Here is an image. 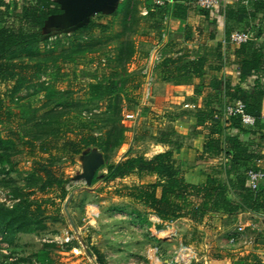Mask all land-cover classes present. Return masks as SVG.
I'll use <instances>...</instances> for the list:
<instances>
[{"label":"rangeland","instance_id":"374dc122","mask_svg":"<svg viewBox=\"0 0 264 264\" xmlns=\"http://www.w3.org/2000/svg\"><path fill=\"white\" fill-rule=\"evenodd\" d=\"M133 1V17L128 20L129 24L122 22L121 14L107 16L101 26L91 31L90 44L78 46L76 41L64 38L55 43L53 49L42 46L39 57L44 63L43 72L40 78L23 90L16 99L12 100L10 97L12 83L0 82L1 98L17 115L15 122L0 123V131L13 128L25 139L57 137L59 145L65 137H74L75 133L82 129V121L86 119L95 124L94 131L97 134L103 133L111 126L108 122L111 114L105 103L89 99L87 96L89 83L115 78L124 80L127 88L123 101V116L119 122L124 128V140L116 150L106 154L100 147L91 146L73 157L62 150L53 152L49 161L64 174L67 191L64 199L59 198L58 189L46 192L39 189L42 177L34 174L31 157L26 150L16 156L17 164L9 172L3 170L6 164L0 162V191L5 194L0 198V204L11 206L22 200L34 205L39 204L44 209L42 219L45 223L43 229L18 233L12 242L6 241L0 234V264H98L95 249L105 254L109 264L111 251L123 256L129 255L120 264H129L134 258L139 263L148 264L149 258L138 252L140 250L132 248L133 244L140 246L141 243H146L147 246L148 239L135 238L136 235L130 231L120 230L122 227L118 228L115 222H106L107 226L101 228L94 226V222L103 219L112 207L118 205L126 208L128 198L125 195V185L133 184V181L140 183L133 177L135 175L124 180L105 182L107 169L103 165L118 162L128 153L148 152L151 144L146 138L150 140L164 133L154 127L159 119L157 113L150 110L147 115L139 117L144 107L152 101L153 95L146 97L143 93L146 78L144 72L148 70L149 58L162 38V31L153 15L142 14V8L148 7L150 1ZM12 4L10 3V9ZM5 13L3 11L2 18L11 21ZM163 32L169 39L167 26ZM136 120L142 123L140 131H135ZM136 136H142L143 141L134 144L133 139ZM34 156L48 161L47 154L35 152ZM95 157H100L101 162L89 182L85 177L91 171L87 161ZM97 205L100 208H96ZM93 207L97 212L91 216ZM68 213L73 217L72 223L67 217ZM132 215L137 217L136 213ZM175 220L167 221L170 224L164 226L166 229L176 228V235L171 241L165 240L163 245V242H158L157 237L154 240L157 245H162L160 251L164 257L171 258L174 249L179 245L174 238L180 230L181 222L178 224ZM182 226L186 229L183 238L187 244L195 246L199 242L197 239L200 233L185 226V221ZM174 228L170 231L175 230ZM65 231L74 235L69 243L61 241ZM221 255L216 254V264L226 263ZM151 259L156 260L154 256ZM235 263L240 264V259Z\"/></svg>","mask_w":264,"mask_h":264},{"label":"trees","instance_id":"16d2710c","mask_svg":"<svg viewBox=\"0 0 264 264\" xmlns=\"http://www.w3.org/2000/svg\"><path fill=\"white\" fill-rule=\"evenodd\" d=\"M196 1L171 0L166 6L156 9H151L150 2L147 15L154 16L162 31L164 15L167 14L170 18V7L173 3H175L174 15L183 17L189 6L196 4ZM10 3H13L11 9ZM133 5V0H125L120 9L121 20L125 24H129L128 20L133 17ZM254 5L264 8V1L256 0ZM3 11L9 15L11 21L2 18ZM63 12L60 4L55 0L21 2L0 0V82L12 83L10 90L12 100L40 78L44 65L42 58L39 57L42 46L53 49L54 44L64 38L76 41L78 46L90 44L91 31L102 24L98 20H91L88 24L74 29L70 34L64 33L50 40V35L55 30H48V20ZM226 16L235 22H242L246 30L245 27L252 13L245 6L237 10L230 7L226 10ZM231 54L239 69L238 83L232 87L226 83L222 87V81H211V86L219 91L215 98L221 104L220 111L218 113L213 108L199 109L195 115L198 126L204 125L208 119L213 120L209 127L204 152L223 153L230 157V162L226 164L228 165L226 172L235 173L234 179L222 180L210 174L201 184L188 182L181 168V162L174 157L172 149L158 152L151 157L128 153L118 162L103 165L107 169L105 182L131 175H136L140 179L156 176L154 181L125 185V195L145 205L163 222L182 217L201 221L210 213L221 212L232 215L239 211H259L264 208V192L261 186L259 191H253L246 175L249 167L240 168L241 162L261 158L263 155L250 149V145L240 139L239 133L224 134L223 131L228 128H237L239 132H244L246 129L243 128L239 116L224 118L221 115L226 102L239 99L245 103L246 111L256 118L255 125L264 128V124L261 123L264 98V43L259 37L250 38L235 46ZM205 64L204 56L191 58L187 52H183L177 56L162 57L154 64L153 69H161L168 73L174 82H186L192 77H202ZM252 78V83H249ZM126 89V82L115 78L95 81L87 85L89 99L104 102L105 107L110 111L111 115L107 120L111 126L103 133L97 134L94 131L95 124L90 123L88 119L82 121V129L78 130L74 137H65L61 145L58 144L57 137L25 139L13 128L0 131V162L6 164L3 170L5 172L13 170L17 164L16 156L26 150L31 157L34 174L42 177L39 189L43 192L58 189L59 198L64 199L67 195L64 174L49 161L53 152L62 150L73 157L91 146L100 147L106 154L116 150L124 140V128L119 122L123 116ZM16 116L0 96V123L15 122ZM252 134L257 133L252 132ZM160 138L165 140V134H161ZM259 138L264 141V133H261ZM35 152L47 154L48 161L36 158ZM95 181L94 177L93 182ZM43 215L44 209L39 204L34 205L26 200L15 202L11 206L0 204V234L6 241L12 242L18 233H30L37 228L43 229L45 228ZM136 216L141 217V214L136 213ZM162 226L158 224L157 228ZM94 252L98 264H109L103 252L99 249H95Z\"/></svg>","mask_w":264,"mask_h":264},{"label":"crops","instance_id":"0c3cea01","mask_svg":"<svg viewBox=\"0 0 264 264\" xmlns=\"http://www.w3.org/2000/svg\"><path fill=\"white\" fill-rule=\"evenodd\" d=\"M55 1L60 4L64 12L48 20V30L69 29L71 32L88 24L91 20H98L102 23L107 16L120 15V9L125 0ZM241 6H245L252 13L247 27H245L246 30L253 34L252 38L258 39L259 37L264 43V8L256 7L254 1L217 0V4L212 9L205 10L196 4H191L183 17L174 15L175 3H173L170 7L171 16L162 29L163 31L167 26L169 39L165 34L149 58L148 71L153 77V96L152 101L149 102L150 107L146 105L147 107H144L139 117L142 118L143 115H147L150 110L157 113L159 119H157L154 127L164 132L162 134H165V140L160 137H152L150 140L146 138L150 141L151 149L149 148L148 152H139L138 154L151 157L158 152L172 149L174 157L181 162L186 180L194 184L205 182L206 177L210 174L222 180L234 179L235 177V173L228 174L226 172L228 168L226 164L230 162V157L223 153L204 152L209 127L213 120L208 119L204 125L198 126L195 114L199 109L213 108L218 113L220 111L221 104L215 98L219 91L211 86V81H222V87L226 83L231 87L238 83L239 69L231 54L235 46L229 44L230 35L228 36L227 31L230 29L231 34L235 28L244 30V24L230 20L226 16V10L230 7L237 10ZM183 52H187L191 58L194 56L205 57L206 64L202 77H192L186 82H174L168 73L161 69H153L156 61L158 62L162 57L166 55L177 56ZM157 58L159 59L156 60ZM252 81L253 78L249 80V83ZM261 123L264 124V98ZM141 124L140 121L137 122L136 120L135 131L142 130ZM243 128L246 131L239 132L237 128H228L223 133H239L240 139L248 143L250 149L263 155V157L243 161L240 168L255 166L264 169V141L259 138V135L264 133V128H260L258 124L243 125ZM252 132L257 134H252ZM143 139L142 136H136L133 139L134 144L140 143ZM128 177L130 176L122 178V180ZM133 177L137 178L140 183L146 182L144 181L145 178L151 179L149 181L156 179V176H146L142 179L136 175ZM134 183L136 181H133ZM261 189L264 192V181L261 183ZM126 197L128 198L126 208L118 205L112 207L103 219L94 222L95 228L106 227L107 223L115 222L118 228L122 227L120 230L130 231L136 235L135 238L149 240L147 246H145L146 243H143L144 245L141 243L140 246L132 245L134 250H140L138 252L149 258L148 264H160L161 259L164 261L163 264H166L169 257H164L163 252L160 251L161 259H156L158 263L156 260H152L150 255L152 254L151 246L156 244L155 237L159 239L158 242L160 243L165 240L171 241L165 237L166 228L164 227L170 222H163L145 205L135 202L128 196ZM96 208H100L99 205ZM132 213L141 214V218H134ZM67 217L71 223L74 221L69 213ZM184 221L185 226H189L190 229L200 233L197 239L199 242L195 244L200 262L196 264H216L214 261L215 257L218 256L216 254H222L221 256L226 260L225 264H236L235 261L238 259H240V264H264V208L259 211H239L232 215L221 212L210 213L201 221H193L186 217L177 218L174 222L178 224L181 222L180 230L177 231V236L174 238L178 244H187L186 239L183 238L184 232H186L185 227L182 226ZM158 224L163 226L157 228ZM239 227H242L243 230L238 231ZM109 228L111 227L109 226ZM158 232L159 235H157ZM233 234L238 235L236 243L230 242V237ZM143 246L145 247L143 248ZM161 247L162 245H160ZM128 256L115 254L111 251L110 264H120ZM132 261L137 262V259L134 258Z\"/></svg>","mask_w":264,"mask_h":264},{"label":"built area","instance_id":"2783aa9c","mask_svg":"<svg viewBox=\"0 0 264 264\" xmlns=\"http://www.w3.org/2000/svg\"><path fill=\"white\" fill-rule=\"evenodd\" d=\"M9 2H21L23 0H6ZM151 2V9H156V8H162L164 6H166L168 3L171 2V0H149ZM251 1H256V0H251ZM217 4V0H197L196 1V5L201 8V9H212L215 5ZM149 12V9L147 7H144L142 9V14L143 15H147ZM169 20V17L166 15H164V24ZM70 34L71 32H65V31H54L51 33L50 35V40L56 39L58 36L62 35V34ZM253 34L248 31V30H242V29H238L235 28L230 36H229V44L233 45V46H237L240 45L241 43L246 42L247 40H249L250 38H252ZM165 37L164 32L162 31V38ZM161 38V39H162ZM160 58V57H159ZM157 58V60L159 59ZM104 61V59H102ZM157 62V61H156ZM144 73H146V78L144 81V89H143V93L146 97H150L152 96V88H153V77L152 75L149 73V71H145ZM222 117L224 118H229L232 116H239L241 118V122L244 126H252L255 124L256 122V118L249 114L246 111L245 108V103L242 100H235V101H231V102H226L223 109H222ZM246 175L247 178L249 180V184L250 187L253 191H259L260 190V186L262 181H264V169L259 168V167H249L246 170ZM4 197L5 194L3 192L0 191V198ZM2 199V198H1ZM5 200V199H4ZM14 200V199H13ZM9 205V204H6ZM97 212L96 208H92L90 211L91 216H94ZM174 227H171L170 229H172ZM170 229H165V237L168 239H171L174 235H176V228H174L175 230L170 231ZM243 228L239 227L238 231H242ZM159 235V232L158 234ZM74 235L72 234V232L70 233V231H65V234L62 238V242L63 243H69L73 240ZM238 239V235L237 234H233L230 237V242L231 243H236ZM151 255L150 257L154 256L155 259L159 260L161 259L160 256V246L159 245H154L151 248ZM160 264H163L164 261L161 259L160 260ZM199 255L197 252V249L195 248V246L190 245V244H179L173 251V255L171 258L167 259L166 264H194L199 262ZM129 264H145V263H137L134 261H129Z\"/></svg>","mask_w":264,"mask_h":264},{"label":"water","instance_id":"95a60500","mask_svg":"<svg viewBox=\"0 0 264 264\" xmlns=\"http://www.w3.org/2000/svg\"><path fill=\"white\" fill-rule=\"evenodd\" d=\"M55 31H65V32H70L69 29L55 30ZM89 158H90V157H89ZM100 162H101L100 157H95L94 159L90 160L89 162L87 161V164L90 166L91 171L89 172V175H88V176L86 175L85 177L89 180V182L92 181V177H93V175H94V171H95L96 167L100 164Z\"/></svg>","mask_w":264,"mask_h":264}]
</instances>
